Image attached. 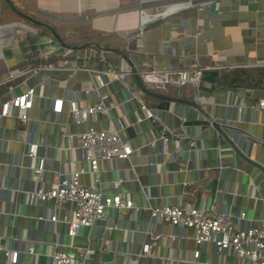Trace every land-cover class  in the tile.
Wrapping results in <instances>:
<instances>
[{"label":"crops","instance_id":"crops-1","mask_svg":"<svg viewBox=\"0 0 264 264\" xmlns=\"http://www.w3.org/2000/svg\"><path fill=\"white\" fill-rule=\"evenodd\" d=\"M11 1L18 11L45 25L33 23L0 0V78L15 66L44 55L56 56L64 49L81 67L71 76L68 71L46 73L45 85L38 90L42 96H36L30 110L26 133L36 141L38 154L48 159L46 186L61 169L87 168L64 136L78 126L64 109L52 113L49 108L50 98L64 91L60 80L66 79L79 102L87 103L96 100L95 91L85 93L94 87V71L108 66L139 71L150 65H219L222 70L264 65V0H205L166 13L172 4L169 0ZM143 13L151 15L143 19ZM71 36L77 45L68 43ZM212 82L204 79L198 88L172 86L153 96L130 76L126 83L136 97L132 103L126 101L124 81L114 80L106 88L115 107L108 116L99 113L90 124L101 127L129 121L124 134L136 150L128 159L100 162L102 190L117 192L112 182L121 178V193H129L139 209L134 215L131 210H107L102 221L80 227L71 237L66 233L71 203L27 202L33 181L23 132L15 117L3 119L0 238L20 252L16 264H49L58 242L62 243L58 248L75 257L81 249L92 248L94 253L87 257L90 264H246L231 250L219 255L212 245L195 244L190 228L149 222L151 206L175 203L179 196L182 204L203 206L211 216L227 209L235 217L245 210L248 223L264 226V113L254 108L258 99H264V90L212 88ZM141 102L157 109L158 116L146 118ZM163 102L167 106L161 107ZM134 108L142 116L139 123ZM161 136L168 138L165 150ZM192 136L194 146L177 150L179 145L187 146ZM81 180L89 182L88 173ZM51 215L55 221L49 220ZM171 234L175 239H170ZM145 242L149 253L140 256ZM28 245L34 246L35 254L25 251ZM195 248L200 255L192 260L190 251ZM0 264H11L2 251Z\"/></svg>","mask_w":264,"mask_h":264},{"label":"built area","instance_id":"built-area-1","mask_svg":"<svg viewBox=\"0 0 264 264\" xmlns=\"http://www.w3.org/2000/svg\"><path fill=\"white\" fill-rule=\"evenodd\" d=\"M88 53V56L92 55L90 51ZM84 67L90 71L89 68ZM80 68L76 58L68 57L64 49L56 56L44 55L24 65L15 66L3 78H0V85H7L9 92V98L0 102V128L3 119L15 117L23 132V142L27 148L25 152L28 159L27 167L31 171L33 181V188L26 192L27 202L32 203L36 200L43 202L52 199L56 203H71L66 231L69 237L74 236L82 226H91L102 221L107 210L113 209L119 212L131 210V214L134 215L139 209L133 205L129 193H121V178L112 182V185L117 188V192L106 194L102 190L103 183L99 176L100 162L110 159H128L136 150L132 139L124 134L125 126H128L129 121H125L124 124L116 123L101 127L90 124V121L99 113L108 116L109 111L115 107V102L111 99L106 88L114 80L124 81L123 88L127 92L126 101L132 103L136 97L126 83L130 76L136 81L141 79L144 84L148 87L151 86L150 88L154 90L163 91L172 86L181 89L187 84L198 88L204 80L203 76L206 71L219 72L222 70L219 65L164 68L150 65L139 71L128 69L118 71L115 67L108 66L105 69L94 71L92 76L94 87L85 89V93H89L90 90L95 91L96 100L87 103L79 102L77 91L66 86V79L60 80L64 91L62 94L50 98L49 108L52 113L61 112L64 109L72 118L73 123L78 126L77 131L64 136L68 148H75L78 151L79 159L87 163V168L61 169L49 186H46L44 173L47 169L48 159L46 156L38 154L36 141L30 136L28 137L26 133L30 110L35 105L36 96H42V93L38 94V90H41L45 85L44 75L46 73L68 71V75L71 76ZM141 108L146 118L155 119L158 116L157 109L149 108L143 102H141ZM254 108L264 113V99H258ZM133 113L135 122L139 123L142 116L135 108ZM160 140L165 150V144L168 142L167 136H161ZM148 143L154 144L150 140ZM195 144L196 137L192 136L187 146L179 145L177 150H187L185 147H192ZM85 173H88L90 178L87 183L81 180V176ZM149 211L151 225L169 224L182 229L190 228L194 232L193 240L197 245H212L219 255L231 250L237 257L247 260L246 264H264V226L248 223L245 210L240 211L235 217H231L227 209L211 216L203 206L182 204L181 197L178 196L175 203L160 202L151 206ZM38 218H43V216ZM55 218V215H51L49 220L52 222L55 221ZM170 239H175V236L171 234ZM61 245V242L56 244V248L49 256V264H90L87 257L94 253L92 248L81 249L79 256L75 257L57 247ZM149 249V243H143L140 256L148 254ZM0 251L5 254L11 264L17 263L20 252L6 246L1 238ZM25 251L29 254L36 253L33 245H28ZM190 255L192 260H196L200 255V250L195 248L190 251Z\"/></svg>","mask_w":264,"mask_h":264},{"label":"trees","instance_id":"trees-1","mask_svg":"<svg viewBox=\"0 0 264 264\" xmlns=\"http://www.w3.org/2000/svg\"><path fill=\"white\" fill-rule=\"evenodd\" d=\"M94 44V43H93ZM96 45V44H95ZM100 48V46H99ZM138 84L148 95L157 96L160 91L154 90L138 79ZM250 88L264 90V65L251 67H234L222 70L214 77L212 88ZM7 94V85L0 87V101L4 100ZM167 106V102H163L161 107Z\"/></svg>","mask_w":264,"mask_h":264},{"label":"water","instance_id":"water-1","mask_svg":"<svg viewBox=\"0 0 264 264\" xmlns=\"http://www.w3.org/2000/svg\"><path fill=\"white\" fill-rule=\"evenodd\" d=\"M7 4L10 6V8L19 13L20 15H22L24 18L32 21L33 23H36V24H41V25H45L44 23L38 21L37 19L33 18V17H30L26 14H23L22 12L18 11L17 8L14 6L13 2L11 0H6ZM49 28V30L51 31V33L55 36L56 39H59V36L56 34V32L50 27V26H47ZM217 75V71L215 70H212L210 71L208 74L204 75V79L205 80H208V81H213L214 80V77ZM217 126V124H214Z\"/></svg>","mask_w":264,"mask_h":264},{"label":"bare ground","instance_id":"bare-ground-1","mask_svg":"<svg viewBox=\"0 0 264 264\" xmlns=\"http://www.w3.org/2000/svg\"><path fill=\"white\" fill-rule=\"evenodd\" d=\"M205 0H181V1H176V2H173L170 6H169V8H167L164 12L166 13V12H169V11H171V10H175V9H177V8H179L180 6H182V5H184V4H188V3H196V2H199V3H202V2H204ZM146 9V8H145ZM148 10V9H147ZM146 10V11H147ZM145 11V12H146ZM149 11V10H148ZM147 11V12H148ZM150 12V11H149ZM151 15V14H150ZM148 13L146 14V13H143L142 14V17H143V19L144 18H147V17H149L150 16ZM153 15V14H152ZM152 19V18H151ZM137 27V26H136Z\"/></svg>","mask_w":264,"mask_h":264},{"label":"rangeland","instance_id":"rangeland-1","mask_svg":"<svg viewBox=\"0 0 264 264\" xmlns=\"http://www.w3.org/2000/svg\"><path fill=\"white\" fill-rule=\"evenodd\" d=\"M176 1H181V0H169L168 2L169 3H173V2H176ZM168 3V4H169ZM10 7V6H9ZM23 22H25L24 20H22ZM39 28H41V26L39 27ZM52 28V27H51ZM53 29V28H52ZM74 39V36H71L70 38H69V42L68 43H70V42H74L73 43V46H75V45H77L79 42H76V40H73ZM149 87H151V86H149ZM5 98H9V95H7V96H5Z\"/></svg>","mask_w":264,"mask_h":264}]
</instances>
